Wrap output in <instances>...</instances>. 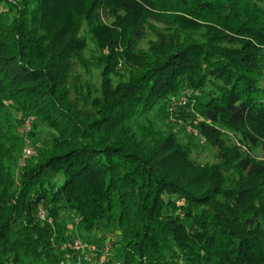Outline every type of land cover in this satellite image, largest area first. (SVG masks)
<instances>
[{
  "label": "trees",
  "instance_id": "1",
  "mask_svg": "<svg viewBox=\"0 0 264 264\" xmlns=\"http://www.w3.org/2000/svg\"><path fill=\"white\" fill-rule=\"evenodd\" d=\"M259 155L264 0H0V264H264Z\"/></svg>",
  "mask_w": 264,
  "mask_h": 264
},
{
  "label": "rangeland",
  "instance_id": "2",
  "mask_svg": "<svg viewBox=\"0 0 264 264\" xmlns=\"http://www.w3.org/2000/svg\"><path fill=\"white\" fill-rule=\"evenodd\" d=\"M84 56L88 58L89 55H88V53H85ZM117 69L119 70L120 73H123V70L120 67V65L117 67ZM92 75H93V82L95 83V85H98V83L100 81L99 70H93L92 71ZM181 108L182 107H179L178 108V112L180 111V112L187 113V111H186L187 108H182V109ZM178 115H179V113H175L174 116H178ZM174 120H180V119H174L171 116V118H168V119L159 121V126L162 129H165V128L169 127V125H174ZM196 121H197V119H196ZM186 126L191 129V130H189V132L195 133V131L192 130V126L191 125H186ZM23 132H26L25 128H23ZM52 136H53V134H52V132L50 130H48L47 128H45L43 126L42 127L39 126L38 127V130H37V135L34 138V144L36 145L35 147H38V148L40 147L41 148V147H44L45 145L47 146L48 143L50 142ZM181 139H182V137H181ZM29 143H30V141L26 138V136H24V148L22 149V151L25 149V147H27L26 144H29ZM259 156L262 159H264L263 158L264 157L263 155H259ZM195 158L200 163H211L214 160V155H213L212 151L206 150V151H203L198 158L197 157H195ZM66 226H67V229H68V234L71 237H73V238H75V239H77V240H79L81 242L86 241V240H88V241H94V240H96V237L97 236H96V234L93 231L81 232L79 230V228L73 223V221H69L67 219V217H66ZM114 234L117 235L115 231H114ZM114 247L115 246H113V248H112V255H113V251H114L113 249H114Z\"/></svg>",
  "mask_w": 264,
  "mask_h": 264
},
{
  "label": "built area",
  "instance_id": "3",
  "mask_svg": "<svg viewBox=\"0 0 264 264\" xmlns=\"http://www.w3.org/2000/svg\"><path fill=\"white\" fill-rule=\"evenodd\" d=\"M186 105V99L181 98L177 101L170 103L169 113H173L177 107L184 108ZM32 148L30 146L25 147L22 153V159H28L32 155ZM40 218L43 219V213H41ZM114 240L113 235H108L105 238V244L101 247L94 243H89L86 241L75 240L71 243V250L73 251L75 259L72 264H106L111 259L112 255V245ZM68 258V256H66Z\"/></svg>",
  "mask_w": 264,
  "mask_h": 264
}]
</instances>
